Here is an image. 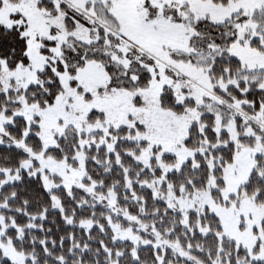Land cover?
I'll return each mask as SVG.
<instances>
[{"label":"snow or ice","instance_id":"obj_1","mask_svg":"<svg viewBox=\"0 0 264 264\" xmlns=\"http://www.w3.org/2000/svg\"><path fill=\"white\" fill-rule=\"evenodd\" d=\"M0 264H264V0H0Z\"/></svg>","mask_w":264,"mask_h":264}]
</instances>
